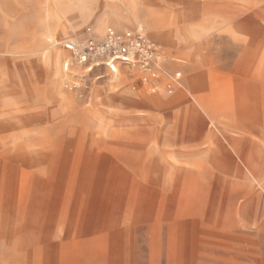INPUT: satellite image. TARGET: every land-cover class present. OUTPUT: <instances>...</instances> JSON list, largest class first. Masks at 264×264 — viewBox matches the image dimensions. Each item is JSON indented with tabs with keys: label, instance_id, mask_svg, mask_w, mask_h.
Returning <instances> with one entry per match:
<instances>
[{
	"label": "rangeland",
	"instance_id": "1",
	"mask_svg": "<svg viewBox=\"0 0 264 264\" xmlns=\"http://www.w3.org/2000/svg\"><path fill=\"white\" fill-rule=\"evenodd\" d=\"M140 27L154 93L64 47ZM0 264H264V0H0Z\"/></svg>",
	"mask_w": 264,
	"mask_h": 264
},
{
	"label": "built area",
	"instance_id": "2",
	"mask_svg": "<svg viewBox=\"0 0 264 264\" xmlns=\"http://www.w3.org/2000/svg\"><path fill=\"white\" fill-rule=\"evenodd\" d=\"M65 48L87 72L104 67L115 73L121 66L128 78L150 85H154L160 80L158 76L164 74L166 56L159 44L147 36L143 27L123 32L107 29L99 39L70 42ZM180 75L173 74L172 81L166 85L167 93H172Z\"/></svg>",
	"mask_w": 264,
	"mask_h": 264
},
{
	"label": "bare ground",
	"instance_id": "3",
	"mask_svg": "<svg viewBox=\"0 0 264 264\" xmlns=\"http://www.w3.org/2000/svg\"><path fill=\"white\" fill-rule=\"evenodd\" d=\"M134 30V29H133ZM123 32V31H122ZM82 42V41H81ZM64 47H66V45L64 46ZM161 47V46H160ZM66 49V48H65ZM161 49H162V51H163V54L166 56V62L165 63H169V61H170V59H169V61H167L168 60V55H167V53L165 52V50L161 47ZM78 64V63H77ZM78 65H80V64H78ZM109 71V70H108ZM110 72V71H109ZM119 72H122L123 73V75L125 76V77H127V75H126V73H125V71H124V69L121 67V66H119L117 69H116V72L115 73H111V74H114V75H116V74H118ZM159 78H160V80L159 81H155V84L154 85H150V84H141V82L140 81H138L137 79L135 80H133V79H131V78H128L130 81H132V83H134V84H138V85H141V86H143L148 92H150V93H154L156 90H158L159 88H160V86H161V84L163 83L164 84V75L163 74H160L159 76H158ZM181 85V83L180 82H176V83H174V89L177 87V86H180Z\"/></svg>",
	"mask_w": 264,
	"mask_h": 264
},
{
	"label": "crops",
	"instance_id": "4",
	"mask_svg": "<svg viewBox=\"0 0 264 264\" xmlns=\"http://www.w3.org/2000/svg\"><path fill=\"white\" fill-rule=\"evenodd\" d=\"M134 5H130V6H126V9H125V13L124 14H120V20H119V22L121 23V24H123L124 26L125 25H129V24H131V22H130V19H128L127 18V16H130V18L132 19L133 17H134V15H133V13H134ZM148 36V35H147ZM149 37V36H148ZM150 38V37H149ZM151 40H153L154 42H156L157 44H160L158 41H156V40H154L153 38H150ZM172 64L169 62L168 64H167V67L168 68H170V66H171ZM134 84V83H133ZM135 85H137V84H135Z\"/></svg>",
	"mask_w": 264,
	"mask_h": 264
}]
</instances>
